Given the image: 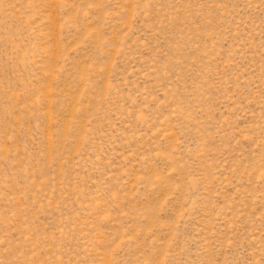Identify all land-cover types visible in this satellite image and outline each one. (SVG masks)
Listing matches in <instances>:
<instances>
[{"label":"rangeland","instance_id":"374dc122","mask_svg":"<svg viewBox=\"0 0 264 264\" xmlns=\"http://www.w3.org/2000/svg\"><path fill=\"white\" fill-rule=\"evenodd\" d=\"M0 264H264V0H0Z\"/></svg>","mask_w":264,"mask_h":264}]
</instances>
